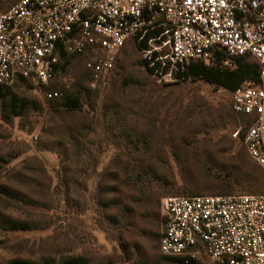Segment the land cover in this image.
I'll return each mask as SVG.
<instances>
[{
  "label": "built area",
  "instance_id": "1",
  "mask_svg": "<svg viewBox=\"0 0 264 264\" xmlns=\"http://www.w3.org/2000/svg\"><path fill=\"white\" fill-rule=\"evenodd\" d=\"M129 41L164 86L186 82L192 62L213 66L217 53L227 67L251 55L260 67L257 83L244 82L230 106L251 118L241 141L264 171V0H18L0 14V89L18 80L44 89L58 46L68 56L86 55L96 83L113 71ZM159 211L162 257L178 264H264V195L168 196Z\"/></svg>",
  "mask_w": 264,
  "mask_h": 264
},
{
  "label": "rangeland",
  "instance_id": "2",
  "mask_svg": "<svg viewBox=\"0 0 264 264\" xmlns=\"http://www.w3.org/2000/svg\"><path fill=\"white\" fill-rule=\"evenodd\" d=\"M16 2L17 0H4L0 5V14ZM65 62L67 66L64 65ZM85 62L86 58L83 56H66L60 65L61 69L42 90L29 83L14 84L6 88H10L14 95L33 102L39 107V111L36 113L30 110L23 118H15L10 123L3 121L0 111V158L6 163L0 164V186L18 191L28 200L50 208L38 211L21 207L16 210L15 205L0 198V210L5 216L40 227L37 231L27 233L0 231V264H9L14 260L40 262L48 258L69 256L86 257L90 264H169L161 260L158 250V238L162 232L159 204L167 196L159 183L139 185L132 195L122 189L123 195H126L123 200L124 208L126 207L124 210H129L130 214L127 218H122L120 223L113 221L117 220L115 217L120 212L119 209L106 208L107 199L112 197H106L100 203L98 182L103 179V184H106L103 186L107 187H111L112 183L106 182L99 174L103 171H115L116 168L112 169L109 164L123 152L122 147L104 131L100 108L105 97L113 96L114 91L125 88L122 90L128 93L131 90L126 86H141L148 100L145 113L151 118L157 116L160 120L158 125H163L164 131H167L168 124L172 122L169 118L164 120L167 108H172L167 116L179 113L187 116L191 113L189 109L193 102L192 96L214 108L227 107L229 96L224 90L202 81L184 82L162 90L160 86L164 85L157 84L147 76L145 63L131 44L119 53L113 71L96 83L88 79ZM224 67L230 69L233 66ZM81 87H86L94 96L97 95L96 111L93 114L84 105V117L68 122L78 124L93 120L96 132L88 137L91 143L86 145L78 159L74 157V153L67 158L58 156L55 150L47 151L50 148L48 133L53 128L50 129V126L54 124L47 122L51 117L45 93L65 94ZM141 96L143 97L142 94ZM163 97L167 98L164 103L160 101ZM192 121L188 120V123ZM174 124L171 130L179 133ZM243 128L245 124L238 122L234 126L229 125L222 132L233 145V151L226 155L224 163H235L244 155L253 164L244 151L241 139L233 137ZM53 133L55 132L52 131ZM164 151L163 153L156 148L150 153L162 155L155 168L166 176L164 182L180 186L185 173L172 161L169 147ZM121 162H124V158H121ZM186 169L202 187L205 186L208 179L199 166H188ZM60 177L63 184H60ZM58 185L61 189H57ZM235 194L260 195L237 192L233 195Z\"/></svg>",
  "mask_w": 264,
  "mask_h": 264
},
{
  "label": "trees",
  "instance_id": "3",
  "mask_svg": "<svg viewBox=\"0 0 264 264\" xmlns=\"http://www.w3.org/2000/svg\"><path fill=\"white\" fill-rule=\"evenodd\" d=\"M2 3H4V0H0V5ZM11 7L6 8L4 12ZM128 44H131L138 52L134 41L127 42L123 48ZM57 49L59 57L58 63L54 67V75L61 69V63L68 56L63 46H58ZM80 56L85 57L87 60L86 55ZM225 60L226 57L223 53H217L213 67H205L199 62H192L187 68L188 80L186 83L202 81L215 88L224 90L229 96L228 106L214 108L203 102L202 99L192 96L193 102L190 105L189 111L191 113L189 115L183 116L179 113L174 114V116H167L172 108L166 109L164 120L169 118L172 121L168 124L167 131H164L163 125H158L160 120H158L157 116L151 118L145 113V106L148 105V100L144 96L145 92L141 86H126V88H130V92L126 93L125 90H122L125 88H120L121 90L114 91L113 96L107 95L105 97V102L102 103L100 108L102 127L113 141L122 147L123 152L121 155H117L112 160V163L109 164L112 169L116 168L115 171H103L99 174L106 182H111L112 186H103L106 184H103V179H101L97 185V192L100 203L106 197H112L106 201L107 209H119L120 212L115 217L117 220H113L117 221L115 223H120L122 218H127L130 214L129 210H124L126 207L124 208L123 200L126 195H123V191L127 190L132 195L136 191L135 188L139 185L146 186L154 182L160 184L165 195H167L165 197L231 196L236 192L264 195V171L254 162V165L251 164L243 155L241 160H236L235 163H224L226 155H230L233 151V145L222 134L229 125L234 126L241 122L245 124V128L239 132L238 138L242 139L250 126L251 118L234 114L231 110L230 102L235 90L241 87L244 82L257 83L260 67L251 55H244L234 60L233 67L230 69L224 67L223 63ZM64 65L67 66V63L65 62ZM86 73L88 79L91 80L89 73L87 71ZM146 73L150 77L147 70ZM19 83L26 84L28 82L18 80L14 84ZM167 87L170 86H160L162 90ZM162 90H159V92H163ZM97 99V95L94 96L89 89L81 87L77 90L74 89L68 93L60 94V97L56 99L48 100L51 118L47 122L50 125H54L50 126V129L51 127L53 128L48 133L50 148L47 151L55 150L58 156L62 155L66 158L69 154L74 153V157L76 159L79 158L86 145L91 143L88 141V137L96 132L94 121L78 124H70L68 121L71 119L80 120V118L84 117V105H87L94 114ZM126 100L129 101L126 102ZM165 100L167 98L163 97L160 101L164 103ZM30 110L37 113L39 107L26 98L14 95L10 88L0 89V111L3 121L10 123L15 118L21 119ZM188 120L193 121L188 123ZM172 124H174V128L179 133L171 130ZM52 131L55 133L52 134ZM92 143L94 144V142ZM166 147H169L172 161L180 169L182 168L181 170L185 173L180 186L176 183L164 182L166 176L160 174L155 168L157 160L159 161L162 155H151L150 153L156 148L164 153ZM121 158H124L123 163ZM231 159L227 158V160ZM160 163L164 162L160 161ZM0 164L5 165L6 163L0 158ZM188 166L189 168L190 166L200 167L204 172L203 175L208 179L204 184L205 186L202 187L201 183L190 175V171L186 169ZM61 183L63 184V179L60 177ZM57 189H61V187L58 185ZM0 198H5L9 203L15 205L14 209L16 210H20L21 207L33 208L38 211L50 208L33 200H28L20 192L6 186H0ZM39 229L40 227L34 223L7 217L0 210V231L2 232L27 233ZM159 239L160 237L158 238V250ZM161 260L169 264H178V261L169 258L161 257ZM9 264H90V260L83 256H69L48 258L40 262L14 260ZM155 264H158V262Z\"/></svg>",
  "mask_w": 264,
  "mask_h": 264
}]
</instances>
